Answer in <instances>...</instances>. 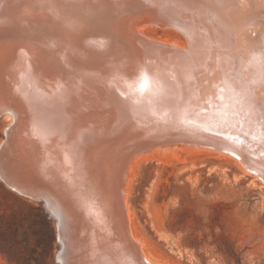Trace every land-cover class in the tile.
<instances>
[{"label":"bare ground","instance_id":"1","mask_svg":"<svg viewBox=\"0 0 264 264\" xmlns=\"http://www.w3.org/2000/svg\"><path fill=\"white\" fill-rule=\"evenodd\" d=\"M80 1L0 0V178L53 213L58 264H162L130 228L137 158L185 144L264 183V0Z\"/></svg>","mask_w":264,"mask_h":264},{"label":"rangeland","instance_id":"2","mask_svg":"<svg viewBox=\"0 0 264 264\" xmlns=\"http://www.w3.org/2000/svg\"><path fill=\"white\" fill-rule=\"evenodd\" d=\"M139 27L153 40L186 46L175 29ZM9 123L0 115V147ZM149 156L132 162L126 197L144 253L162 264H238L235 253L241 264H264L260 178L230 155L185 144ZM9 187L0 180V264H58L53 213Z\"/></svg>","mask_w":264,"mask_h":264},{"label":"trees","instance_id":"3","mask_svg":"<svg viewBox=\"0 0 264 264\" xmlns=\"http://www.w3.org/2000/svg\"><path fill=\"white\" fill-rule=\"evenodd\" d=\"M235 256H236V258H237V260H238V261H237L238 264H241V258L239 257V255L235 253Z\"/></svg>","mask_w":264,"mask_h":264},{"label":"water","instance_id":"4","mask_svg":"<svg viewBox=\"0 0 264 264\" xmlns=\"http://www.w3.org/2000/svg\"><path fill=\"white\" fill-rule=\"evenodd\" d=\"M69 1H70V0H69ZM80 2H88V0H87V1L82 0V1H80ZM73 3H75V1H73ZM94 3H96V2L94 1Z\"/></svg>","mask_w":264,"mask_h":264}]
</instances>
